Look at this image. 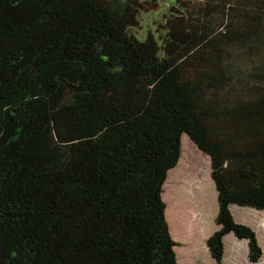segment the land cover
Listing matches in <instances>:
<instances>
[{"label": "trees", "instance_id": "1", "mask_svg": "<svg viewBox=\"0 0 264 264\" xmlns=\"http://www.w3.org/2000/svg\"><path fill=\"white\" fill-rule=\"evenodd\" d=\"M184 136L211 161L212 259L233 234L259 263L231 207L264 212V0H0V264H181Z\"/></svg>", "mask_w": 264, "mask_h": 264}, {"label": "rangeland", "instance_id": "2", "mask_svg": "<svg viewBox=\"0 0 264 264\" xmlns=\"http://www.w3.org/2000/svg\"><path fill=\"white\" fill-rule=\"evenodd\" d=\"M161 19V17L156 16H145L142 18L140 24L141 28L138 31L139 36L145 37L149 31H156L157 26L153 25V20ZM177 170V171H176ZM175 173L180 172H188V181H185L184 185L175 183V176L174 172L171 174L172 178L167 184V188L164 190V201L167 204L168 211H167V219L170 225V229L172 232L176 230L179 237H185L180 235L179 228L174 222L170 221L169 216L172 217L173 211L170 210L172 208H176L177 211L180 208L182 211V218L185 220L186 224H181L183 228L187 229L188 226L190 227L191 234H195L198 232V229L203 226L204 227L199 234V237L204 240L205 234L214 227L218 212L216 217L215 216L216 208H217V193L215 186L212 184L211 178V161L210 158L201 152L193 142L187 137H183V146H182V157L175 169ZM168 181V180H167ZM167 183V182H166ZM193 187V191L190 190ZM191 191V192H190ZM195 192V194L193 193ZM193 193V197L191 198V194ZM190 199L192 202L190 203ZM192 205L198 206L199 210L202 209V221L201 219H195L190 217V212L193 211L191 209ZM219 206V203H218ZM179 211V212H181ZM219 211V209H218ZM233 214L235 219L249 226L252 230L255 231L257 234L259 243L263 249V256L259 263L257 264H264V212H258L257 210L250 209V208H239L232 207ZM169 214V216H168ZM172 223V224H171ZM218 227L216 225V231H218ZM188 237L189 232L185 231ZM213 233V234H214ZM175 235V233H174ZM173 236V239L177 242L179 246L176 249L177 256L179 255L178 259L182 261L184 254L187 253L188 255L192 256L190 259V264H212L211 260L206 257L205 245L202 240L199 241L197 247L193 244L186 242L184 240H180L177 238V235ZM212 236V234H211ZM210 236V237H211ZM193 238V237H192ZM196 241V240H194ZM198 242V241H196ZM208 243V241H207ZM179 250L183 253L180 254ZM202 252L204 254V261L200 260V258L194 257L195 252ZM211 255V254H210ZM183 256V257H182ZM186 258V256H185ZM224 264H254L250 260V248L249 243L246 240H240L235 235H229L225 239V255H224ZM256 264V263H255Z\"/></svg>", "mask_w": 264, "mask_h": 264}, {"label": "crops", "instance_id": "3", "mask_svg": "<svg viewBox=\"0 0 264 264\" xmlns=\"http://www.w3.org/2000/svg\"><path fill=\"white\" fill-rule=\"evenodd\" d=\"M213 185H214V182L212 183ZM215 186V185H214ZM193 189V187H191V189L190 190H192ZM216 189V188H215ZM193 191V190H192ZM191 192V191H190ZM194 194H195V192H193ZM193 193L191 194V198L193 197ZM216 193H217V190H216ZM192 202V200L190 199V203ZM232 207H237V206H232ZM232 207H231V209H232ZM199 207L198 206H196V205H192L191 206V209H193V211L192 212H190V217L191 218H195V219H201V221H202V218L201 217H204V216H202V209H198ZM239 208H241V207H239ZM218 209H219V206H218V193H217V208H216V213H215V216H212V218H214V217H216V215H217V212H218ZM170 210H172L173 211V214H172V217L170 218V220L172 221V222H174L175 223V220H176V224H177V226H179V227H181V229L179 228V231H180V235H183V236H185V237H179L178 236V233H177V228H176V230L175 231H173V229H172V233H173V235H174V233H175V235L174 236H176L177 235V238L178 239H180V240H184V241H186V242H189V243H191V244H193L195 247H197L198 246V244H199V241L200 240H202V242L204 243V245H205V242H206V246H205V252H206V257H208L210 260H211V263L212 264H216L215 263V261L212 259V256L210 255L211 253H210V251H209V248H208V244H207V241H208V239L210 238V236H211V234H213L214 233V231H215V229H216V225L214 226V227H211V229L205 234V236H204V240L203 239H201L200 237H199V234L201 233V231H202V229H203V227H204V224H203V226L202 227H200L199 229H198V232H195V234H191V230H190V227L188 226V228L187 229H185V228H183V226H181V224L180 223H185L186 224V222H185V220L181 217L182 216V211H181V209L179 208L178 209V211H177V209L174 207V208H172V209H170ZM168 211V210H167ZM179 211H181V212H179ZM233 212V211H232ZM173 215H174V217H175V219L173 218ZM182 218V219H181ZM203 222V221H202ZM172 224V223H171ZM184 224V225H185ZM216 224V223H215ZM218 227V226H217ZM185 231L187 232H189V235H188V237L186 236L187 234L185 233ZM193 237V238H192ZM228 237V236H227ZM226 239V238H225ZM194 240H196V241H198V242H196V241H194ZM179 248V246H177L176 247V249H178ZM179 252H180V254H183L180 250H179ZM185 256H186V258H185ZM179 257V255L177 256V258ZM183 257V256H182ZM191 257L192 256H190V255H188L187 253H185L184 254V257L182 258V261L181 260H179L178 259V261L181 263V264H190V259H191ZM194 257H196V258H200V260H202V262H205L204 261V258H206V257H204V254L202 253V252H195V255H194Z\"/></svg>", "mask_w": 264, "mask_h": 264}, {"label": "bare ground", "instance_id": "4", "mask_svg": "<svg viewBox=\"0 0 264 264\" xmlns=\"http://www.w3.org/2000/svg\"><path fill=\"white\" fill-rule=\"evenodd\" d=\"M177 171V170H176ZM175 170L174 171H172L170 174H169V177H168V181H167V183H166V185H165V189L167 188L166 186H167V184H168V182L171 180V178H172V176H171V174L174 172V178H175V183H177V184H181V186L182 185H184V183H186L185 181H188L187 179H188V172L187 171H185V172H180V173H175L176 172ZM173 175V174H172ZM168 216H169V214H168ZM171 217L169 216V219H170ZM173 218L175 219V217H174V215H173ZM182 219V218H181ZM171 221V220H170ZM175 224H176V220H175ZM180 224H182V223H180ZM177 225V224H176ZM182 226V225H181Z\"/></svg>", "mask_w": 264, "mask_h": 264}]
</instances>
